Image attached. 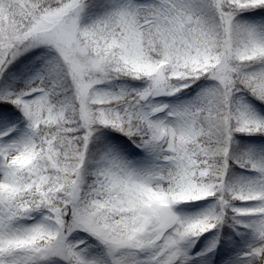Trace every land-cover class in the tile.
I'll use <instances>...</instances> for the list:
<instances>
[{"label": "snow or ice", "instance_id": "1", "mask_svg": "<svg viewBox=\"0 0 264 264\" xmlns=\"http://www.w3.org/2000/svg\"><path fill=\"white\" fill-rule=\"evenodd\" d=\"M0 264H264V0H0Z\"/></svg>", "mask_w": 264, "mask_h": 264}]
</instances>
